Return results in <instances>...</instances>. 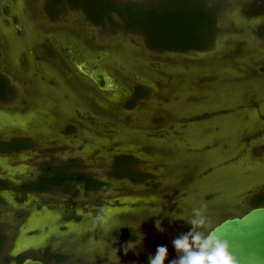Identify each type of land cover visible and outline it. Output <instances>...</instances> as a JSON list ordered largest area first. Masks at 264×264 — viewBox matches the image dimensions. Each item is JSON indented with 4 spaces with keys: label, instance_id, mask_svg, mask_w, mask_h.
Instances as JSON below:
<instances>
[{
    "label": "rangeland",
    "instance_id": "rangeland-1",
    "mask_svg": "<svg viewBox=\"0 0 264 264\" xmlns=\"http://www.w3.org/2000/svg\"><path fill=\"white\" fill-rule=\"evenodd\" d=\"M12 1L0 0V73L15 89L10 103H0V135L24 133L36 149L62 154L0 156V167L22 184L45 161H75L106 186L91 196L76 185L69 196L27 200L6 192L0 230L8 242L0 264L29 257L46 264H141L158 245L167 246L168 264L176 257L171 241L189 230L194 210L205 217L204 233L249 211L264 190V33L257 32L264 0H206L217 18L211 48L162 54L139 35L92 25L81 11L66 8L52 20L47 0ZM253 6L260 15H249ZM76 41L83 50L91 46L90 53L111 50L105 66L112 77L130 89L140 82L150 97L127 110L120 93L95 88L77 73ZM118 151L132 152L136 171L152 179L135 185L111 178L120 155L111 153ZM46 205L57 212L31 216ZM117 229L134 231L129 245L116 241Z\"/></svg>",
    "mask_w": 264,
    "mask_h": 264
},
{
    "label": "trees",
    "instance_id": "trees-1",
    "mask_svg": "<svg viewBox=\"0 0 264 264\" xmlns=\"http://www.w3.org/2000/svg\"><path fill=\"white\" fill-rule=\"evenodd\" d=\"M66 8L81 11L86 20L95 26L111 25L112 33L117 29L124 33L139 35L144 38L147 47L157 53L207 51L216 38V11L207 6L206 0H162L155 6L123 3L119 0H47L45 5V11L52 20L57 19ZM115 17L119 22L115 21ZM262 33L264 28L260 34ZM148 93V89L139 87L128 107H134L136 102ZM12 97L13 90L8 80L0 76V101L8 102ZM20 148V145L10 148L0 144V149L3 150ZM44 165L40 181L29 185L36 191L51 192L60 189L70 193L72 184L79 183L83 184L86 194H90L101 191L106 186L92 174L80 171L75 161L61 165L52 162ZM137 166L138 160L133 156H117L113 160L109 176L116 180H130L135 184L144 183L151 175L136 171ZM263 206L264 193L253 199L249 210ZM132 233H117L116 236L120 240L130 241L134 237ZM6 244L7 236L0 230V255ZM63 259L59 257L58 260Z\"/></svg>",
    "mask_w": 264,
    "mask_h": 264
},
{
    "label": "flooded vegetation",
    "instance_id": "flooded-vegetation-1",
    "mask_svg": "<svg viewBox=\"0 0 264 264\" xmlns=\"http://www.w3.org/2000/svg\"><path fill=\"white\" fill-rule=\"evenodd\" d=\"M16 0H13L12 1V3H14ZM46 3H47V1L45 2V5H46ZM2 4V7L3 6H6L7 5V3L4 1V2H2L1 3ZM44 8H45V6H44ZM69 9V8H68ZM46 12V11H45ZM249 15H251V16H256V15H260V12L259 11H257V8H255L254 6H253V8H251L250 10H249ZM90 23V22H89ZM93 25V24H92ZM262 28H264V26H259L258 28H257V32H261V30H262ZM77 42V41H76ZM75 47H74V49H73V54H79V56L77 57V58H75L76 59V61L75 62H77V64H76V70H77V73L79 74V75H81V76H83L84 78H87L89 81H91V83L93 84V86L95 87V88H98L95 84H94V82L90 79V77L89 76H86V75H84L81 71H80V69H79V64H83L86 60H90V61H92L94 64H92L91 65V67H93V68H97V65L95 64V62H98L97 64H100V65H102L103 67H104V69L109 73V71H108V69L106 68V66H105V63H106V61L107 60H109V59H111L112 57H113V53H112V51L111 50H109V49H103V50H98L96 53H94V52H92V53H90L91 51H92V47L91 46H87L86 47V49L85 50H83L82 49V47H81V45L77 42L75 45H74ZM207 52V51H206ZM101 53H104V54H109L108 56H106V57H103V56H101ZM202 53V52H201ZM162 54V53H161ZM110 74V73H109ZM111 75V74H110ZM0 76H3L4 78H6L7 80H8V82H9V85H10V87H11V89L13 90V97H12V99L10 100V101H8V102H2V101H0V103L1 104H8V103H10L13 99H14V93H15V89H14V86L12 85V83L10 82V79L6 76V75H4V74H2V73H0ZM112 76V75H111ZM115 79V78H114ZM117 81V80H116ZM125 87V86H124ZM139 87H142V88H145V89H148V88H146L145 86H143L142 84H140V82L139 83H136V85L134 86V88H132V89H130V92H131V95L130 96H125V95H123V94H121L122 95V97L124 98V100H125V104H122L123 105V107H125L127 110H133V109H136L138 106H139V104L141 103V102H143V101H146L149 97H150V93H148L143 99H139L137 102H136V104H135V106L134 107H132V108H129L128 107V103L129 102H131L132 100H134V98H135V96H136V94H137V89L139 88ZM105 93H108V92H105ZM115 106V105H114ZM117 106H119V105H117ZM120 106H121V104H120ZM122 107V106H121ZM92 119V121H93V123L95 124V122H94V118H91ZM102 122V121H101ZM105 123H109V122H105ZM106 128L108 129V130H105V132L106 133H110V132H113V130H111L110 129V127L109 126H106ZM93 130H95V129H93ZM13 133H15V132H13ZM13 133H10V134H8L7 136H9V137H7V136H5V135H0L1 137H0V144H4V145H7V146H10V148L11 147H13V146H15V145H17V146H19L20 145V149L19 150H3V149H0V156H7V157H10V156H18V155H21V154H62V152L61 151H57V150H38V149H36L37 148V145L35 144V140H34V137H32V136H30V135H24V133H16V134H13ZM13 134V135H12ZM19 144V145H18ZM24 147V148H23ZM111 154H120V155H118V156H121V155H128V154H133L132 152H122V151H118V152H112ZM130 156H132V155H130ZM117 157V156H116ZM135 158V157H134ZM46 163H51L50 161L49 162H43L42 164H40V166H38V174L37 175H33V174H31V175H28L27 177H25V179L26 180H24L23 182H22V184H15V183H13L11 180H10V176H9V170L7 169V172H5L6 171V169H5V167H0V197L2 198V195H5L6 194V192H8V191H13L14 193H16L17 195L16 196H19L21 199H23V198H25V200H27L30 196H35V195H39V196H42V195H51V197H53V195L54 194H61V195H67V196H69V194L71 195V193L72 194H74V192H70V193H68V192H63L62 190H60V189H55V190H53V191H51V192H40V191H36V190H34V189H32V188H30L29 187V185H33V184H36V183H38L39 181H40V179H41V177H42V175H43V167L45 166L44 164H46ZM137 168V167H136ZM6 173V174H5ZM146 174H148V173H146ZM22 176H24V175H22ZM16 177H20V178H22L21 177V175L20 174H17L16 175ZM96 178V177H95ZM152 179V177H150L149 179H147V180H145L144 182H148V181H150ZM114 180H116V179H114ZM126 180V179H125ZM124 179L123 180H117V181H125ZM126 181H128V182H131L130 180H126ZM132 184H135V183H133V182H131ZM143 183H140V184H135V185H142ZM76 185H78V186H81L82 187V190H83V194H84V196L86 195V196H91V195H94V194H98L100 191H98V192H94V193H90V194H86V192H85V190H84V186H83V184H79V183H73L72 184V186H73V188H74V186H76ZM264 193V190L263 191H261V192H258L257 194H255V197L257 196V195H259V194H263ZM1 198H0V205H3L2 203V200H1ZM23 203H25V201L23 200ZM146 205H148L147 203L144 205V206H146ZM64 206H66V205H63L62 203H59L58 205H57V207L60 209V208H63L64 209ZM87 206H88V204H86V208H87ZM142 206V205H141ZM44 207V208H43ZM41 206V211H42V213H40V211L38 212H35L34 214H32L31 216H33V215H39V214H44V213H46V214H49V213H52L53 211H55V212H57V210L55 209V208H57V207H55V206H51V205H46V206ZM71 208H72V206H70ZM43 208V209H42ZM30 216V217H31ZM29 217V218H30ZM128 233L129 234V232H133L132 234L133 235H135V233H134V231L132 230V229H128V230H124V229H117V230H115L114 232H113V236L115 237V239H116V241L117 242H119L120 244H125V243H129V242H131L132 240H130V241H123V240H120L117 236H116V234L117 233ZM4 233V232H3ZM5 234V233H4ZM6 235V234H5ZM7 242H8V237H7ZM7 245V244H6ZM4 250H5V248H4ZM4 250L2 251V253L4 252ZM2 253H1V255H0V257L2 256ZM26 259H33V260H37V261H41L40 259H38V258H35V257H29V258H26ZM25 260V259H24ZM23 260V261H24ZM22 261V262H23ZM22 262L20 263V264H22ZM41 262H43V261H41ZM44 264H46L45 262H43Z\"/></svg>",
    "mask_w": 264,
    "mask_h": 264
},
{
    "label": "water",
    "instance_id": "water-1",
    "mask_svg": "<svg viewBox=\"0 0 264 264\" xmlns=\"http://www.w3.org/2000/svg\"><path fill=\"white\" fill-rule=\"evenodd\" d=\"M109 54L101 53L106 57ZM97 68L86 60L79 64L80 71L89 76L102 92H115L130 96L128 87L120 85L102 65ZM210 233L222 241L227 242L228 250L235 260V264H264V206L249 210L243 215L227 218L214 226ZM22 264H44L41 261L25 259Z\"/></svg>",
    "mask_w": 264,
    "mask_h": 264
},
{
    "label": "clouds",
    "instance_id": "clouds-1",
    "mask_svg": "<svg viewBox=\"0 0 264 264\" xmlns=\"http://www.w3.org/2000/svg\"><path fill=\"white\" fill-rule=\"evenodd\" d=\"M173 219H184L175 216ZM189 230L181 233L171 241L176 257L168 260V264H235V260L228 250L227 242L217 238L214 233H204L199 229L205 225V217L200 210H194L193 216L187 219ZM158 231H163L160 221L155 225ZM129 245V243H128ZM127 245V251L130 247ZM168 257L167 246L158 245L154 255H150L147 264H164Z\"/></svg>",
    "mask_w": 264,
    "mask_h": 264
}]
</instances>
